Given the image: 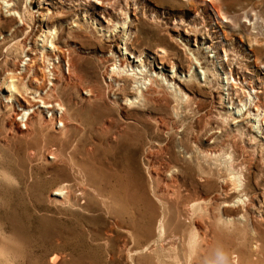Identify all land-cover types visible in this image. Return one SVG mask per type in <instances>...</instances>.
Returning <instances> with one entry per match:
<instances>
[{
	"label": "rangeland",
	"instance_id": "obj_1",
	"mask_svg": "<svg viewBox=\"0 0 264 264\" xmlns=\"http://www.w3.org/2000/svg\"><path fill=\"white\" fill-rule=\"evenodd\" d=\"M14 1L0 0V264H264V0ZM153 188L173 220L143 202Z\"/></svg>",
	"mask_w": 264,
	"mask_h": 264
},
{
	"label": "bare ground",
	"instance_id": "obj_2",
	"mask_svg": "<svg viewBox=\"0 0 264 264\" xmlns=\"http://www.w3.org/2000/svg\"><path fill=\"white\" fill-rule=\"evenodd\" d=\"M10 1H12V0H6L7 3L10 2ZM71 1H72V0H71ZM75 1H77L75 4H77L78 6H79V5L86 4V10H88L90 7H91L92 9H95L96 6H94V5H96V4L98 5V4H101V3H102V0H95V2H96L95 4L90 3V0L85 1V2H82L81 0H75ZM83 1H84V0H83ZM92 1L94 2V0H92ZM112 1H113V0H111V2H112ZM103 2H104V0H103ZM126 2H127V1H126ZM126 2H125V3H126ZM115 3H116V2H115ZM8 4H9V3H8ZM10 4H11V3H10ZM18 4H19V3H18ZM102 4H103V3H102ZM108 4H109V3H108ZM111 4H112V3H111ZM127 4H128V3H127ZM19 5H20V4H19ZM112 5H113V4H112ZM114 6H115V5H114ZM125 6H126V4H125ZM17 8H18V7H17V1L15 0L14 2H12V7L8 8L7 11H10V10H17ZM112 8H113V7H112ZM17 11H18V10H17ZM122 11H123V10H122ZM120 13H123V12H120ZM109 14H110V13H109ZM11 16H12V15H11ZM20 17H21V19H22V22L24 23L25 20L23 19L22 15H21ZM24 24H25V23H24ZM85 26H86V25H85ZM86 27H87V26H86ZM90 30H91V29H90ZM118 34H119V33H118ZM135 34H136V33H135ZM135 34H133V35H135ZM90 35H91V34H90ZM121 36H122V35H121ZM122 37H123V36H122ZM48 38H49V37H48ZM109 38H110V37H109ZM129 38H130V37H129ZM117 39H119V38H118V35L115 33V34L110 38V41L116 43V42H117ZM52 41H53V40H52ZM125 43H126V44H129L130 42L127 40V42H125ZM127 48H128V47H127ZM131 48H133V47L131 46ZM125 49H126V48H125ZM127 50H128V49H127ZM136 51L139 52L138 50H136ZM126 53H127V51L125 50V54H126ZM63 56H64V55H63ZM141 56H142V53L139 52V53H138V56H137L138 58H136L135 62H138V61H139V62L141 63V58H140ZM133 57H135V56H133ZM69 58H70V57H69ZM148 58H149V57H148ZM162 59H163V57L161 58V60H162ZM70 60H71V59H70ZM70 60H69V61H70ZM114 62H115V61H114ZM129 62H130V61H128V62H124V61H123L122 64H123L124 66L133 67L131 64H129ZM133 62H134V61H133ZM72 63H73V61H72ZM160 63H162V61H160ZM70 64H71V63H70ZM73 65L75 66L76 64L73 63ZM73 65H72V66H73ZM69 67H70V66H69ZM136 67H139V66L136 65L135 68H136ZM69 69H70V68H69ZM71 70H72V69H71ZM133 70H134V69H133ZM69 71H70V70H69ZM24 73H25V72H24ZM136 73H137V72L135 71V73L128 74V75H133V74L135 75ZM118 75H119V74H118ZM122 75H124V74H122ZM124 77H126V76H124ZM128 77H129V76H128ZM117 78L119 79L120 76L117 77ZM122 79H123V78H122ZM127 79H128V78H127ZM133 79H134V78H133ZM123 80H125V78H124ZM149 80H152V77L149 78ZM12 81H13V80H12ZM117 81H118V80H117ZM206 81H208V80H206ZM115 82H116V81H115ZM134 82H135V85H132L131 87H132L133 89H135V92H134V91H129V94L132 95V96H134L133 99L136 98V100H137L138 98L140 99V97H141V99H142L143 97L145 98V95H146V94H144V92L142 91V87L138 84L139 81L134 79ZM205 83H206V82H205ZM13 84H14V82H13ZM13 84H11V85H13ZM92 84H94V82H93ZM99 84H100V83H99ZM117 84H119V83H117ZM11 85H10V86H11ZM90 85H91V84H90ZM90 85H89V86H90ZM119 85H120V84H119ZM119 85H118V86H119ZM121 85H122V84H121ZM126 85H127V84H126ZM96 86H97L96 88H98V87H100L101 85L99 86V85L96 84ZM106 86H107V85H106ZM123 86H124V85H123ZM127 86H128V85H127ZM127 86H124V87H127ZM12 87H13V86H12ZM94 87H95V86H92V85H91V87H90L87 91H88L89 96L91 97V98H89V99H92V102H90V103H91V104H96V105H97V103H98L99 101L101 102V99H102L101 97H102V96H101L100 94H101L102 92L100 91V92H101L100 94H96V92H95L96 89H94ZM107 87H109V86H107ZM119 87H120V86H119ZM24 88H25V86H24ZM87 88H88V87H87ZM87 88H86V89H87ZM120 88H121V87H120ZM14 89H16V84H15ZM100 89H101V90H105V89H102V88H100ZM115 89H116V88H115ZM123 89H125V88H123ZM123 89H122V90H123ZM16 90H17V89H16ZM26 90H27V89H26ZM97 90H98V89H97ZM108 90H109V89H108ZM111 90H112V88H111ZM117 90H118V89H117ZM131 90H132V89H131ZM136 90H137V91H136ZM146 90H147V87H146ZM50 91H52V90L50 89ZM123 91H124V90H123ZM46 92H48V91H46ZM94 92H95V93H94ZM103 92H104V91H103ZM119 92H120V90H119ZM125 92H126V94H127V91H125ZM52 93H53V91L51 92V95H52ZM108 93H110V92L108 91ZM114 93H115V91H114ZM121 93H122V92H121ZM137 93H138V94H137ZM49 94H50V93H49ZM53 94H54V93H53ZM123 94H124V93H123ZM11 95H12V94H11ZM47 95H48V94H47ZM51 95H50V96H51ZM57 95H59V94L57 93ZM103 95H104V94H103ZM112 95H113V94H112ZM50 96H49V97H50ZM52 96H53V95H52ZM59 96H60V95H59ZM46 97H47V96H46ZM46 97H45V98H46ZM54 97H55V96H54ZM54 97H53V99H54ZM56 97H57V96H56ZM56 97H55V98H56ZM45 98H44L43 96L40 97V99H41L42 102H43V105H42V106L44 107V105H45V106H47V108L50 109V111H52V113H51L52 116L50 115V116H51V121H52V119H54V117L56 116V113H57L58 108H59V109H60V112H59L60 115H59V118H58V119L60 120V124L63 126L64 123L66 122V118H67V117H66L64 120L61 119V117L63 116V114H65L64 111L66 110L65 107L62 105L63 103H58L57 105H58L59 107H58V108H55V107H54V104H53V105H52V104H49L48 99H45ZM108 98H109V97H108ZM115 99H116V97H115ZM124 99H125V100H128V101L130 100V98H128L126 95H124ZM133 99H132L130 102L133 103V102H134ZM50 100H51V99H50ZM60 100H61V99H60ZM103 100H104V99H103ZM145 100H146V98H145ZM148 100H149V99H148ZM55 101H56V100L54 99V102H55ZM57 101H58V99H57ZM57 101H56L55 103H57ZM104 101H105V100H104ZM51 102H52V101H51ZM61 102H62V101H61ZM100 102H99L98 105H102V104H103V102H102V104H101ZM108 104H109V103H108ZM260 104H261V103H260ZM260 104H258V105H260ZM33 106H34V105H33ZM106 106H107V105H106ZM106 106H105V107H106ZM114 106H115V105H114ZM255 106H256V105H255ZM56 107H57V106H56ZM97 107H98V106H97ZM109 107H110V106H109ZM256 107H257V106H256ZM258 107H259V106H258ZM66 108H67V106H66ZM68 108H69V107H68ZM31 109H32V108H31ZM90 109H91V108H90ZM102 109H103V108H102ZM26 110H29V108L26 109ZM61 110H62V111H61ZM67 110H68V109H67ZM96 110H97V109H96ZM104 110H105V108H104ZM109 110H110V109H109ZM114 110H115V109H114ZM248 110H249V109H248ZM33 111H34V110H32L31 113H34ZM105 111H106V110H105ZM26 112H27V111H26ZM65 112H67V111H65ZM84 112H85V111H84ZM98 112H99V111H98ZM98 112H97V113H98ZM113 112H114V111H113ZM251 112H252V111H248V112H247V115H249V114L253 115ZM99 113H101V112H99ZM25 114H28L27 117H26V119H29V115H30V113H29V112H27V113L24 112V116H25ZM68 114H70V112H69ZM94 114H95V113H94ZM113 114H114V113H113ZM92 115H93V114H92ZM106 115H109L108 112L106 113ZM255 115H256V114H255ZM24 116H23V117H24ZM88 116H89V115H88ZM97 116H98V115H97ZM97 116H96V117H97ZM101 116H103V115H101ZM115 116H116V115H115ZM106 117H107V116H106ZM258 117H259V116H258ZM70 118H71V117H70ZM86 118H87V117H86ZM91 118H92V117H91ZM26 119H25V120H26ZM30 119H31V118H30ZM114 119H115V118H114ZM116 119H117V118H116ZM118 119H119V118H118ZM262 119H263V118H262ZM69 120H70V119H69ZM71 120H73V118H72ZM77 120H78V119H77ZM105 120H106V119H105ZM110 120H111V118H110ZM258 120H259V119H258ZM63 121H65V122H63ZM83 121H84V120H83ZM101 121H102V120H101ZM111 121H112V120H111ZM114 121H115V120H114ZM117 121H119V120H117ZM117 121H116V122H117ZM28 122H29V121H28ZM53 122H55V120H53ZM84 122H85V121H84ZM91 122H92V121H91ZM119 122H120V121H119ZM260 122H261V121H260ZM23 123H24V122H23ZM26 124H27V123H26ZM54 124H55V123H54ZM79 124L81 125V123H79ZM86 124H88V122H87ZM103 124H104V123H103ZM261 124H264V122H262ZM94 125H95V124H94ZM105 125H106V124H105ZM112 125H113V124H112ZM117 125H118V123H117ZM17 126L20 127L19 124H18ZM64 126H65V125H64ZM83 126H84V125H83ZM92 126H93V125H92ZM81 127H82V126H81ZM89 127H90V126H89ZM93 127H94V126H93ZM99 127H100V126H99ZM103 127H105V126H103ZM118 127H119V126H118ZM20 128H22V127H20ZM23 128L26 129L27 126H24ZM85 128H86V127H85ZM107 128H108V127H107ZM111 128H112V126L110 127V129H111ZM36 129H37V128H36ZM66 129L68 130V128H66ZM87 129H88V126H87ZM116 129H117V128H116ZM38 130H39V129H38ZM64 130H65V128H64ZM84 130H85V129H84ZM89 130H90V129H89ZM92 130H94V129L92 128ZM104 130H105V129H104ZM39 131H40V130H39ZM85 131H86V130H85ZM98 131H99V130H98ZM116 131H117V130H116ZM57 132H58V131H57ZM63 132H64V131H63ZM90 132H91V131H89V134H90ZM93 132H94V131H92V133H93ZM105 132H106V131H105ZM110 132H111V131H110ZM114 132H115V130H114ZM37 133H38V132H37ZM39 133H40V132H39ZM82 133H83V132H82ZM94 133H96V132H94ZM42 134H43V133H42ZM42 134H41V135H42ZM66 134H67V131H66ZM66 134H65V135H66ZM100 134H101V132H100ZM112 134H113V133H112ZM115 134H116V133H115ZM115 134H114V135H115ZM121 134H122V133H121ZM65 135H64V136H65ZM84 135H85V133H84ZM108 135H109V134H108ZM25 136H26V135H25ZM38 136H39V135H38ZM26 137H27V136H26ZM26 137H25V138H26ZM65 137H66V136H65ZM67 137H68V136H67ZM90 137H91V136H90ZM86 138H87V137H86ZM92 138H93V137H92ZM120 138H121V137H120ZM122 138H123V137H122ZM66 139H67V138H66ZM106 139H107V138H106ZM115 139H116V137H115ZM63 140H64V139H63ZM63 140H62V141H63ZM63 142H64V141H63ZM83 145H84V144H83ZM62 147H63V146H62ZM80 147H81V146H80ZM83 148H85V147H83ZM167 148H168V146H167ZM167 148H166V149H167ZM62 149H63V148H62ZM163 149H164V148H163ZM60 150H61V149H60ZM81 150H82V149H81ZM161 150H162V149H161ZM79 151H80V149H79ZM164 151H165V150H163L162 152H164ZM50 152H51V151H50ZM53 152H54V151H53ZM53 152H51V154H52ZM83 152H84V149H83ZM56 153H58V152H56ZM61 153H64V152H61ZM59 154H60V153H59ZM165 154H167V153H165ZM168 154H170V153H168ZM171 154H172V153H171ZM171 154H170V155H171ZM216 154H217V153H216ZM210 155H211V154H210ZM217 155H218V154H217ZM54 156H55V154H54V155H51L50 157L53 158ZM58 156H60V155H58ZM61 156H63V154H62ZM205 156H206V155H205ZM214 156H216V155H214ZM206 157H209V156L207 155ZM56 158H59V157H57V154H56ZM175 158H176V157H175ZM214 158H215V157H214ZM211 159H212V157H211ZM211 159H210V160H211ZM213 160H214V159H213ZM216 160H217V159H216ZM189 161H190V160H189ZM206 161H208V160H206ZM168 162H169V161H168ZM199 162H200V160H199ZM199 162H198V163H199ZM172 163H173V162H172ZM189 163H190V162H189ZM208 163H209V161H208ZM205 164H206V163H205ZM187 165H188V164H187ZM206 165H207V164H206ZM199 166H200V165H199ZM203 166H205V165H203ZM209 167H210V166H209ZM169 168H170V167H169ZM198 168H199V167H198ZM200 168H201V167H200ZM131 169H132V168H131ZM140 169H141V168H140ZM189 169H190V168H189ZM210 169H212V168H210ZM210 169H208V171H205V170L203 169V167L201 168V172H204V173L207 175V178H205V179H207V183H208L209 181L211 182L212 179H211V180H209V179H210V177H211V178L213 177L212 173L210 172V171H211ZM213 169H214V168H213ZM168 170H169V169H168ZM128 171H129V170H128ZM132 171H133V170H132ZM170 171H173V170H170ZM198 171H200V170H198ZM213 171H214V170H213ZM116 173H117V172H116ZM172 173H173V172H172ZM110 174H111V173H110ZM148 174H149V172H148ZM202 174H203V173H202ZM127 175H129V174L127 173ZM170 175H171V174H170ZM159 176H160V175H159ZM171 176H172V175H171ZM199 176H200V175H199ZM203 176H204V175H203ZM209 176H210V177H209ZM214 176H215V174H214ZM111 177H112V175H111ZM152 177H153V176H152ZM157 177H158V176H157ZM173 177H174V176H173ZM204 177H205V176H204ZM247 177H248V176H247ZM105 178H106V177H105ZM109 178H110V177H109ZM113 178H115L114 175H113ZM158 178H159V177H158ZM158 178H157V179H158ZM175 178H176V177H175ZM175 178H174V179H175ZM127 179H128V178H127ZM147 179H150V177L147 178ZM153 179H154V178H153ZM176 179H177V178H176ZM202 179H203V178H202ZM205 179H204V180H205ZM238 179H239V178H238ZM245 179H247V178H245ZM103 180H104V179H103ZM129 180H130V179H129ZM150 180H151V179H150ZM214 180H215V179H214ZM240 180H241V178H240ZM131 181H132V180H131ZM131 181H130V182H131ZM133 181H134V180H133ZM140 181H141V180H140ZM158 181H159V180H157V182H158ZM161 181L163 182V180H160V182H161ZM172 181H173V178H172ZM176 181H177V180H176ZM178 181H179V179H178ZM215 181H216V180H215ZM223 181H224V180H223ZM243 181H245V180H243ZM106 182H107V180H106ZM141 182H142V181H141ZM227 182H228V181H227ZM241 182H242V181H241ZM241 182L238 180V186H241V185H242ZM128 183H129V182H128ZM128 183H127V184H128ZM172 183H173V182H172ZM174 183H176V182H174ZM174 183H173V186L175 185ZM178 183H180V182H178ZM178 183H177V184H178ZM225 183H226V182H225ZM236 183H237V182H236ZM236 183H235V186H237ZM104 184H106V183L104 182ZM107 184H108V182H107ZM112 184H113V183H112ZM130 184H131V183H130ZM147 184H148V183H147ZM151 184H152V183H151ZM154 184H155V183H154ZM157 184H158V187H161V186L163 185V184L161 185V183H159V182H158ZM159 184H160L161 186H159ZM165 184H166V183H165ZM165 184H164V185H165ZM192 184H193V182H192ZM204 184H205V183H204ZM214 184H215V183H214ZM243 184H244V183H243ZM132 185H133V184H132ZM167 185H168V183H167ZM167 185H166V187H167L166 189H168V186H167ZM247 185H248V184H247ZM107 186H108V185H107ZM151 186H153V184H152ZM155 186H156V185H155ZM177 186H178V185H177ZM191 186H192V185H191ZM207 186H209V185H207ZM207 186H206V187H207ZM238 186H237V187H238ZM104 187H105V186H104ZM127 187H129V186H127ZM148 187H149V186H148ZM162 187H163V186H162ZM171 187H172V185H171ZM175 187H176V186H175ZM178 187H179V186H178ZM209 187H212V186H209ZM244 187L246 188L247 186H244ZM113 188H115V187H113ZM113 188H112V189H113ZM133 188H134V187H133ZM149 188H150V187H149ZM180 188H181V186H180ZM241 188H242V187H241ZM59 189H60V188H59ZM105 189H106V187H105ZM105 189H104V190H105ZM115 189H116V188H115ZM126 189H127V188H126ZM128 189H129V188H128ZM130 189H131V188H130ZM136 189H137V188H136ZM161 189H163V188H161ZM161 189H159V190H161ZM171 189H172V188H171ZM176 189L179 191L178 188H176ZM176 189L174 188L175 191H176ZM133 190H134V189H133ZM138 190H139V189H138ZM153 190H154V188H153ZM169 190H170V189H169ZM169 190H168V191H169ZM182 190H183V189H182ZM198 190H199V189H198ZM246 190H247V188H246ZM105 191H106V190H105ZM108 191H109V190H108ZM149 191H150V190H149ZM163 191H164V190H163ZM241 191H243V190L241 189ZM241 191H240V192H241ZM102 192H104V191H102ZM127 192H128V191H127ZM131 192H132V191H131ZM105 193H106V192H105ZM110 193H111V192H110ZM129 193H130V191H129ZM129 193H128V194H129ZM135 193H136V192H135ZM179 193H180V192H179ZM179 193L177 192V194H179ZM55 194H59V193L57 192V193H55ZM128 194H127V195H128ZM168 194H169V193H168ZM168 194H166V193L164 194V193L159 192V191H157V190L155 189V190L153 191L152 198H150V197L147 195V193H146V191H145V189H144V190L141 192V196H140V197H142L143 202L146 203V204L148 205V207H149V206H150V207H153V198L155 199V201H157L158 203H160V206L162 207V209H161V216H162V217L164 216V218L162 219V221L165 220V219H166V221H167V219H172V220H173V218H174V217H173V218H172V217H171V218L169 217V214H170V212H171V206L169 205V202H168V200H167V198H168ZM171 194H172V193H171ZM171 194H170V195H171ZM186 194H187V193H186ZM130 195H131V194H130ZM172 195H173V194H172ZM172 195H171V196H172ZM101 196H102V198H103V195H101ZM173 196H174V195H173ZM180 196H181V195H180ZM180 196H179V197H180ZM197 196H198V195H197ZM105 197H106V196H105ZM110 197H112V196H110ZM128 197H129V196H128ZM134 197H135V196H134ZM179 197H177V198H179ZM129 198H130V197H129ZM169 198H170V197H169ZM177 198H176V199H177ZM132 199H133V198H132ZM170 199H171V198H170ZM181 199H184V198H181ZM103 200H104V198H103ZM103 200H102V201H103ZM128 200H129V199H128ZM136 200H137V199H136ZM138 200H139V199H138ZM192 200H193V199H192ZM131 201H133V200H131ZM131 201H130V202H131ZM134 201H135V200H134ZM175 201H176V200H175ZM178 201H179V200H178ZM181 201H183V200H181ZM190 201H191V199H190ZM103 202H105V205L107 206V207H106V206H105V207L108 208L107 210H110V207H112V202L110 201V199H109L108 196H107V199H106L105 201H103ZM137 202H138V201H137ZM170 202H171V201H170ZM179 202H180V201H179ZM140 203H141V202H140ZM188 203H189V201H188ZM199 203H200V202H199ZM224 203H225V202H224ZM224 203H223V204H224ZM178 204H179V203H178ZM186 204H187V203H186ZM191 204H192V203H191ZM195 204H196V202L190 206V207H191V210H192L193 207H196V206H194ZM121 205H122V204H121ZM132 205H134V204H132ZM147 205H146V206H147ZM196 205H198V204H196ZM117 206H118V205H117ZM119 206H120V205H119ZM157 206H158V204H157ZM173 206H174V205H173ZM177 206H178V205H177ZM182 206H183V205H182ZM120 207H121V206H120ZM139 207H140V206H139ZM190 207H189V208H190ZM201 207H202V206H201ZM115 208H116V207H115ZM118 208H119V207H118ZM133 208H134V207H133ZM143 208H144V207H143ZM158 208H159V207H158ZM176 208H177V207H176ZM116 209H117V208H116ZM172 209H173V208H172ZM199 209H201V208H199ZM199 209H196V211H197V210L199 211ZM204 209H205V208H203V210H204ZM119 210H121V209H119ZM152 210H153V209H152ZM158 210H159V209H158ZM185 210L187 211V209H185ZM205 210H206V209H205ZM114 211L117 212L118 210H114ZM140 211H141V210H140ZM147 211H148V210H147ZM151 212H152V211H151ZM151 212H150V213H151ZM187 212H189V211H187ZM120 213H121V212H120ZM144 213H145V212H144ZM156 213H157V212H156ZM171 213H172V212H171ZM189 213H190V212H189ZM200 213H201V211H200ZM115 214H116V213H115ZM148 214H149V213H148ZM148 214L146 213V215H148ZM153 214H154V213H153ZM175 214H176V217H175V218L178 219V220H179V218H178L179 216H182V218H183V216L185 215V214L182 213V211L180 212L179 209H176V213H175ZM190 214H191V213H190ZM201 214H202V213H201ZM201 214H199V216H200ZM151 215H152V214H151ZM156 215H157V214H156ZM170 215H171V214H170ZM187 215L189 216V214H187ZM187 215H186V217H188ZM194 215H195V213H194ZM194 215H193V216H194ZM157 216H158V215H157ZM145 217H146V216H145ZM152 217H154V215H153ZM162 217H161V218H162ZM197 217H198V215H197ZM203 217H204V216H203ZM203 217H202V218H203ZM150 218H151V217H150ZM159 218H160V217H159ZM202 218H201V219H202ZM220 218H221V217H220ZM147 219H148V218H147ZM151 219H153V218H151ZM180 219H181V218H180ZM185 219H186V218H185ZM191 219H192V218H191ZM199 219H200V218H199ZM159 220H160V219H159ZM194 220H195V219H194ZM133 221H134V219H133ZM151 221H152V220H151ZM174 221H175V220H174ZM118 222H119V221H118ZM131 222H132V221H131ZM131 222H130V223H131ZM183 222H184V220H183ZM183 222H182L181 224H183ZM227 222H228V221H227ZM121 223H122V222H121ZM123 223H124V222H123ZM130 223H129V224H130ZM133 223H134V222H133ZM133 223L130 225L129 229H128V228L126 229L127 231L124 229V230H125L130 236H133V234H134V230L137 229V228H135V225H134ZM144 223H145V222H144ZM149 223H150V222H149ZM158 223H159V222H158ZM170 223H171V222L169 221V224H170ZM177 223H178V222H177ZM190 223H191V220H190ZM218 223H219V222H218ZM218 223H217V224H218ZM225 223H226V222H225ZM154 224H155V223H154ZM165 224H166V223H164V224H163V223H160V225H159V226L161 227V231H162V233H160L161 235L163 234V229H165V228L168 226L167 224H166L167 226H166ZM185 224H186V223H185ZM202 224H203V223H202ZM145 225H146V224H145ZM175 225H176V224H175ZM204 225L206 226V224H204ZM208 225H209V224H208ZM208 225H207V227L210 226V225H209V226H208ZM213 225L216 226V224H213ZM218 225H219V224H218ZM224 225H225V224H224ZM118 226H119V225H118ZM137 226H138V225H137ZM170 226H171V225H170ZM180 226H181V225H180ZM145 227H147V226H144V228H145ZM168 227H169V226H168ZM173 227L175 228L174 225H173ZM177 227H178V226L176 225V228H177ZM183 227H184V226H183ZM180 228H181V227H180ZM203 228H204V227H203ZM210 228H211V227H210ZM215 228H217V227H215ZM141 229H142V228H141ZM157 229H158V228H157ZM177 229H178V228H177ZM139 230H140V229H139ZM143 230H144V229H143ZM149 230H150V227H149ZM153 230H154V229H153ZM171 230H172V228H171ZM211 230H212V228H211ZM151 231H152V230H151ZM151 231H150V232H151ZM180 231H181V230H180ZM180 231H179V232H180ZM182 231H183V230H182ZM190 231H191V230H190ZM190 231H189V232H190ZM192 231H193V230H192ZM207 231H208V228H207ZM212 231H213V230H212ZM137 232H138V231H137ZM185 232H186V231H185ZM204 232H205V231H204ZM204 232H203V233H204ZM140 233H141V232H140ZM140 233H139V234H140ZM157 233H158V232H157ZM208 233H209V231H208ZM208 233H207V234H208ZM144 234H145V232H144ZM147 234H148V233H147ZM165 234H167V233H165ZM172 234H173V233H172ZM177 234H178V233H177ZM177 234H176V235H177ZM180 234H181V233H180ZM183 234H186V233H184V231H183ZM189 234H190V233H189ZM192 234H193V233H192ZM205 234H206V233H205ZM207 234H206V235H207ZM134 235H135V234H134ZM150 235H152V234H150ZM154 235H155V234H154ZM161 235H160V236H161ZM168 235H169V233H168ZM178 235H179V234H178ZM194 235H195V233H194ZM196 235H197V234H196ZM19 236H20V235H19ZM141 236H143V235H141ZM169 236H170V235H169ZM179 236H180V235H179ZM136 237H137V236H136ZM174 237H175V236H174ZM174 237H173V238H174ZM181 237H182V235H181ZM189 237H190V236H189ZM133 238H134V237H133ZM163 238H164V237H163ZM165 238H166V236H165ZM177 238H178V236H177ZM183 238H184V237H183ZM24 239H25V238H24ZM175 239H176V237H175ZM179 239H180V238H179ZM194 239H196V238H194ZM143 240H144V239H143ZM171 240H172V239H171ZM180 240H181V239H180ZM165 241H166V240H165ZM182 241H183V240H182ZM188 241L190 242L191 240H188ZM193 241H194V240H193ZM205 241H206V240H205ZM209 241H210V239H209ZM176 242H177V241H176ZM179 242H180V241H178V243H179ZM195 242H196V240H195L194 242H192V244L195 243ZM173 243H174V242H173ZM173 243H171V244H173ZM190 243H191V242H190ZM190 243H189V244H190ZM171 244H170V245H171ZM207 244H209V242H208ZM136 245H137V244H136ZM195 245H196V243H195ZM195 245H194V246H195ZM194 246H192V247H194ZM173 247H174V246H173ZM89 251H90V253H92L91 250L88 249V252H89ZM129 251H132V249H129ZM88 252H87V253H88ZM89 256H90V255H89ZM56 260H57V256H53V257L51 258V261H52V262H55ZM55 263H56V262H55ZM90 264H91V263H90Z\"/></svg>",
	"mask_w": 264,
	"mask_h": 264
}]
</instances>
